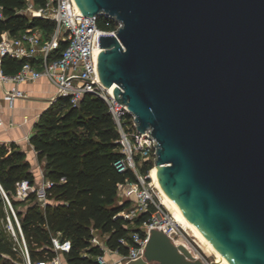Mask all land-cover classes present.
<instances>
[{
  "label": "water",
  "instance_id": "1",
  "mask_svg": "<svg viewBox=\"0 0 264 264\" xmlns=\"http://www.w3.org/2000/svg\"><path fill=\"white\" fill-rule=\"evenodd\" d=\"M121 26L97 74L150 129L161 188L230 264H264V0H74ZM126 264L204 263L159 230Z\"/></svg>",
  "mask_w": 264,
  "mask_h": 264
},
{
  "label": "trees",
  "instance_id": "2",
  "mask_svg": "<svg viewBox=\"0 0 264 264\" xmlns=\"http://www.w3.org/2000/svg\"><path fill=\"white\" fill-rule=\"evenodd\" d=\"M30 1L35 8L47 3V0ZM27 3V0H0L3 16L0 36L4 32L17 36L29 28L40 29L44 40L50 36L52 21L20 12ZM96 25L111 30L115 21L99 16ZM64 47L65 43L60 42L52 57H58ZM23 63L4 56L1 69L13 75ZM117 140L115 124L100 97L84 94L76 106H71L66 98H57L40 114L29 138L37 161L43 164L44 177L51 183L46 191V204L42 207L31 194L21 209L16 208L19 203L14 198L16 185L22 180L34 185L35 177L23 152L15 150L13 144H0V188L15 209L31 264L48 263L55 257L50 238L57 233L71 244L69 252L62 256L64 264H96L95 258L102 252L90 240L98 234L106 248L121 256L128 254L130 235L141 233L139 226L149 212L131 220L121 215L130 209L131 202L118 200L119 186L136 178L130 170L118 172L115 168V162L122 158ZM150 168L151 163L144 164L139 173L145 176ZM0 218H5L1 191ZM131 223L134 227L129 226ZM120 239L127 243L121 244ZM13 245L9 233L0 229V264L22 261Z\"/></svg>",
  "mask_w": 264,
  "mask_h": 264
},
{
  "label": "built area",
  "instance_id": "3",
  "mask_svg": "<svg viewBox=\"0 0 264 264\" xmlns=\"http://www.w3.org/2000/svg\"><path fill=\"white\" fill-rule=\"evenodd\" d=\"M27 2L20 12L50 20L54 28L45 40L38 28L26 29L13 37L6 32L1 34L0 85H12L3 92L4 101L11 108L15 100L27 98L19 86L41 78H45L55 88L56 93L52 102L57 98H66L71 106H76L84 94L100 97L105 102L118 133L117 142L122 158L115 162V168L118 172L130 170L136 178L134 182L126 181L124 185L119 186V189L126 187L127 194H130L135 202L134 207L127 213V217L149 212L148 218L140 226L141 233L134 232L130 235L132 244L129 245L126 256L120 255L121 261L126 264L141 259L149 231L153 229L165 234L175 246L180 245L179 241L189 246L186 231L156 202L148 181L149 172L154 167L157 157V142L154 137H150L151 130L146 129L142 133L137 130L134 116L124 104L115 100L111 90L104 87L98 78L96 67L100 52L99 35L115 36L116 30L121 26L120 22L113 19L115 21L113 29L102 30L96 25L97 17L84 16L74 0H47L46 5L41 8H35L30 0ZM2 17L0 7V19ZM60 42L65 43V47L60 55L54 58L52 53L58 49ZM4 56L23 60L24 63L15 74L7 75L1 69V58ZM2 126L3 119L0 116V128ZM147 163H151V168L145 176H142L139 173V167ZM40 175L42 179L39 186L31 185L27 180L17 183L16 199L26 200L29 195L34 194L37 202L43 207L46 204V191L51 183L44 178L42 172ZM0 191L5 203L4 221L14 241L13 250L19 253L22 260L15 264H31L15 209L1 188ZM50 243L55 257L48 263L37 262L36 264H64L62 256L69 252L70 241L61 239L60 234L57 233L51 236ZM90 243L102 252L101 255L96 256V264H110L105 254H118L106 248L103 241L96 235L92 236ZM120 243L126 244L127 241L120 239Z\"/></svg>",
  "mask_w": 264,
  "mask_h": 264
},
{
  "label": "crops",
  "instance_id": "4",
  "mask_svg": "<svg viewBox=\"0 0 264 264\" xmlns=\"http://www.w3.org/2000/svg\"><path fill=\"white\" fill-rule=\"evenodd\" d=\"M12 87L10 84L0 85V116L3 126L0 128V144L15 146V150L25 154L30 170L35 177V185L41 183L43 164L37 161L36 153L29 142L34 132V125L40 114L51 104L55 97V88L45 78L19 86L27 98L17 99L10 108L3 99V92ZM45 178V177H44ZM110 264H123L121 256L115 253L105 254Z\"/></svg>",
  "mask_w": 264,
  "mask_h": 264
},
{
  "label": "rangeland",
  "instance_id": "5",
  "mask_svg": "<svg viewBox=\"0 0 264 264\" xmlns=\"http://www.w3.org/2000/svg\"><path fill=\"white\" fill-rule=\"evenodd\" d=\"M149 182H150V186H151V189H152V192H153V196L156 200V202H158L160 204V194L159 192L155 189L154 187V184L153 182L151 181V179L149 178ZM127 191L128 189L126 187H122L119 189V195H118V200H130L131 202V207L129 210H126V211H123L121 213L122 216H124L126 219L128 220H131L132 218L134 217H127V213L134 207L135 205V202L133 200V198L130 197V194H127ZM14 198H16V196H14ZM17 200V202H19L16 206V208L18 209H21L23 207V205L25 204V200H18V199H15ZM161 205V204H160ZM162 206V205H161ZM163 207V206H162ZM166 212L170 214L169 210H167L165 207H163ZM130 227H134V225L131 223L129 225ZM141 226V225H140ZM140 226H139V229H140ZM183 228L186 233H187V239H188V243H189V246L187 244H183L184 242L182 241H179L181 242L180 245H183L187 250H189V252L192 254V256L194 258H199L200 261H206L208 263L210 262H214L215 260V254L212 253V251H209L207 249H205L198 241L196 238L192 237L191 233L188 231V229L184 228V227H181ZM0 229L1 230H6L7 231V227H6V223L5 221L0 218ZM8 232V231H7ZM10 235V234H9ZM99 235V234H98ZM97 235V236H98ZM99 238H102V236H98Z\"/></svg>",
  "mask_w": 264,
  "mask_h": 264
},
{
  "label": "bare ground",
  "instance_id": "6",
  "mask_svg": "<svg viewBox=\"0 0 264 264\" xmlns=\"http://www.w3.org/2000/svg\"><path fill=\"white\" fill-rule=\"evenodd\" d=\"M109 90H111L109 88ZM155 168V167H153ZM152 168V169H153ZM149 178L154 184L155 189L160 194V204L169 210L171 217L173 220L179 224L181 227L188 229L191 233L192 237L196 238L197 241L207 250L212 251L215 254L214 262L216 264H230L228 260H226L197 230V228L191 224V222L186 218V216L179 210L177 205L173 202V200L164 192L161 188L159 181L153 176L151 170L149 172Z\"/></svg>",
  "mask_w": 264,
  "mask_h": 264
}]
</instances>
